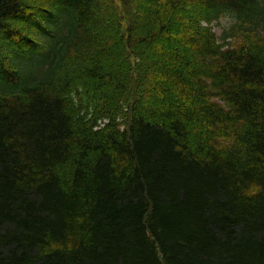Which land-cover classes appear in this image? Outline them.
Here are the masks:
<instances>
[{
    "label": "trees",
    "instance_id": "trees-1",
    "mask_svg": "<svg viewBox=\"0 0 264 264\" xmlns=\"http://www.w3.org/2000/svg\"><path fill=\"white\" fill-rule=\"evenodd\" d=\"M0 264H264V0H0Z\"/></svg>",
    "mask_w": 264,
    "mask_h": 264
},
{
    "label": "rangeland",
    "instance_id": "rangeland-1",
    "mask_svg": "<svg viewBox=\"0 0 264 264\" xmlns=\"http://www.w3.org/2000/svg\"><path fill=\"white\" fill-rule=\"evenodd\" d=\"M230 24V20L229 19H225L224 21H223V25H225V26H227V25H229ZM215 31H216V34L220 37L221 36V34H222V27H220V26H216L215 27Z\"/></svg>",
    "mask_w": 264,
    "mask_h": 264
}]
</instances>
